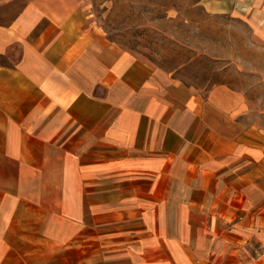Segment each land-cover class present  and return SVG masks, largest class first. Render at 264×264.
Instances as JSON below:
<instances>
[{"label":"crops","instance_id":"0c3cea01","mask_svg":"<svg viewBox=\"0 0 264 264\" xmlns=\"http://www.w3.org/2000/svg\"><path fill=\"white\" fill-rule=\"evenodd\" d=\"M180 68L80 0H0V264H264V113Z\"/></svg>","mask_w":264,"mask_h":264},{"label":"rangeland","instance_id":"374dc122","mask_svg":"<svg viewBox=\"0 0 264 264\" xmlns=\"http://www.w3.org/2000/svg\"><path fill=\"white\" fill-rule=\"evenodd\" d=\"M198 1L80 0L88 20L136 57L165 69L181 66L174 74L194 86L249 88L264 113V0L219 14Z\"/></svg>","mask_w":264,"mask_h":264}]
</instances>
